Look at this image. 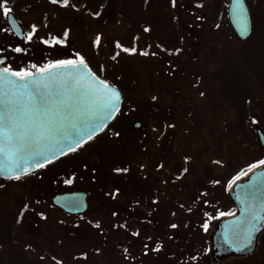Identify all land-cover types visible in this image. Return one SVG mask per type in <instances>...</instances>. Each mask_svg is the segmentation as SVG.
I'll return each mask as SVG.
<instances>
[{"label": "rangeland", "instance_id": "obj_1", "mask_svg": "<svg viewBox=\"0 0 264 264\" xmlns=\"http://www.w3.org/2000/svg\"><path fill=\"white\" fill-rule=\"evenodd\" d=\"M225 1L228 9L229 0ZM214 3L215 0H205L200 5L194 0H175L176 28L181 36L183 51L176 53L164 50L157 45L155 37L149 34L148 51L143 53V40H140L142 43L137 51L127 58L129 71L122 83V113L101 136L41 174L45 178V187L41 193H37L38 203L26 212L22 223L16 227L29 235L35 234L40 240L52 245H57L68 231L74 230L82 235L85 233L87 237L96 239L97 250L94 257L98 261L107 263L114 260L121 264H142L141 257L144 258L143 254L151 250L149 248L145 251L144 247L150 246L146 245L144 236L142 237L143 227L136 220H126L122 210L137 217V214L145 211V204L146 207L153 208L154 215L171 225L178 223L182 228L186 227L189 212L198 206L194 200L199 196L197 190L202 175L192 160L183 175H176L175 162L181 159L183 152L198 146H205L208 151L214 149V140L210 134L213 111L216 103L223 98L221 85L212 79L211 71L224 59L220 58L221 55L215 57L209 53L208 47L218 41L215 43H218L219 48L227 47L231 56L239 61L243 72L249 74L237 52L239 48L248 49L252 41L243 42L245 39H239L225 24L224 19H220L218 24L213 22ZM247 3L254 14L253 29L263 27L262 0H247ZM7 8L18 18L27 20H31L36 12L43 11L46 28L52 31L65 28L67 33L63 43L53 35L52 40L47 42L43 38L45 25L43 29L40 28V32L34 31L24 42H19L10 34L6 39L3 37L0 40L1 53L7 54L9 58L2 66L17 72L37 70L76 59L77 46L89 38H95L96 44L100 46L102 41H106L107 34L119 37L136 34L127 22L121 20L104 26L86 9H76L70 4H53L51 0H17ZM5 48L10 50L5 52ZM100 49L101 56L106 50L104 42ZM102 61L107 77L120 78V62L106 56ZM233 64L231 62L230 67ZM253 88L258 97L255 101L251 100L245 120L249 139L238 135V126L232 124L234 109L224 116L221 125L228 142L237 149L243 165H251L264 159V145L256 130L257 126L264 130V122L258 112L264 110V92L256 86ZM138 120L141 124L136 127L135 122ZM232 146L229 145L230 148ZM122 159L129 164L131 170L128 173L116 171V163ZM166 159H172L173 168L165 165L158 167ZM214 166L225 177L232 174L228 170L226 159L215 161ZM65 167L72 171L75 188H88L92 192L89 194L86 190L89 202L90 195L93 196L94 205L91 210L97 214L98 220L95 225L90 224L86 216L69 214L52 203L51 197L56 192L55 183L50 180L60 177ZM159 174L163 180L162 193L155 196L151 193L152 184L154 176ZM36 180L25 178L6 181L0 178V206L15 208L18 197L15 194L18 192L31 199L32 186ZM218 190L220 192L217 197H229L223 185L220 184ZM173 229V237L170 236L172 233L165 237L159 247L160 256L150 257L151 254H148L149 263L155 264L159 259L166 260L170 251L177 249L175 235L179 242L181 236L178 229Z\"/></svg>", "mask_w": 264, "mask_h": 264}, {"label": "trees", "instance_id": "obj_2", "mask_svg": "<svg viewBox=\"0 0 264 264\" xmlns=\"http://www.w3.org/2000/svg\"><path fill=\"white\" fill-rule=\"evenodd\" d=\"M16 1L0 0V40L3 37L6 39L10 34L19 42H24L30 35H33L34 31L40 32V28L42 27L43 29L45 25L43 38L47 42L52 40L51 35L59 42H65L67 38L66 29L60 28L52 31V29L46 28L47 23L43 11L36 12L31 20L21 17L18 18L25 32L24 38L19 39L10 28L3 11L5 7L14 5ZM194 1L199 5L205 2V0ZM174 2L175 0H69L68 4L76 9H86L91 16L100 20V23L104 26L116 24L122 20L125 23L127 22L136 31V34L134 36L130 35V37H127V35L119 37L107 34L106 41L100 42V46L96 44L95 38H89L86 42L77 46L76 59H84L87 61L98 75L121 88L124 95L122 83L126 80L127 71H129L127 61L130 57L129 55L137 51L140 43H142L140 40H143V44H141L143 45L141 46L143 53L148 51L149 34L155 37L157 45L164 50L176 53L183 51L181 36L176 28ZM58 3L63 5V0H59ZM262 3L264 6V0H262ZM213 8V22L218 24L220 19H224L225 24L235 33L228 19L226 1L215 0ZM250 11L253 23H255L254 14L251 9ZM249 40L252 43L248 46V49L242 50V48H239L237 52V56L240 58L239 60L246 65L249 74L243 72L239 61L231 56L230 50L227 47L219 48L218 43H215L218 41H215L214 45L209 46L207 49L215 57L221 55L220 58L224 59L221 64H218L211 71L212 79L221 85L223 98L216 103L213 111V123L210 134L214 140V149L208 151L205 146H198L196 149L183 152L181 159H176L178 161L175 162L174 168L177 169L175 172L176 175H183L191 160L195 163L202 175V180L197 190L199 196L197 195L194 200L198 206L193 204L197 207L189 212V217L186 219V227L182 228V225L178 223L171 225L165 219L154 215L153 208L146 207L145 204L143 207L146 212L142 211L141 214H137V217H134L129 211L122 210V215L124 218H127L126 220H136L143 227L142 237L144 236L146 245L150 246L144 247L146 248L145 251L151 248L149 252L147 251V254H143L144 258L141 257L140 262L142 264H151L147 261L148 254H151L150 257L160 256L158 253L159 247L164 241V238L172 233L171 229H173V226L178 229L181 236L179 242V238L175 235L177 249L171 250L166 260L159 259L155 264H218L213 262L209 255L208 234L213 222L217 218L235 208L234 203L229 197H217L220 192L218 187L221 184L227 189L229 184L238 175L261 161H257L251 165H243L237 149L228 142L226 132L221 128L222 122L225 119L224 116L231 113V109H234L235 115L232 117V124L238 126V135L245 136L249 139L245 120L249 113L248 109L250 108L251 100L255 101L256 97H258V93L253 87L256 86L264 92V26L259 29L254 27L252 34L242 41L247 42ZM103 42L106 50L105 54L100 56V48ZM125 49L129 51H125ZM9 50L10 48H7V50L6 48L4 49L5 52ZM0 51L2 52L1 48ZM105 56L111 59L114 58L117 62H120V78L116 79L105 75L102 64V58ZM231 62L235 64L232 67L229 65ZM252 83H254V86ZM256 108H258L257 105ZM123 109L124 104L117 117L122 113ZM258 112L261 113L262 121L264 122V110ZM104 132L95 138H98ZM66 156L22 177L5 179L0 176V178L6 181L25 178L37 179L34 181L35 185L32 186L33 193L31 199L28 196H23L21 192H18L15 194L18 195L16 197L17 206L15 208H3L0 206V264H121L114 260L107 263L98 261L94 257V252L97 250L95 247L97 244L95 243L96 239L94 237H87L88 235H85V233L82 235V233L80 234L74 230L68 231L65 237L58 241L57 245H52L40 240L35 234L29 235L28 233L22 232L19 227H16L22 223L26 212L32 209L36 202L38 203L37 193H41L45 187V178L41 174H45V172L58 164ZM225 159L228 170L232 173L227 177L218 172L214 166L215 161H224ZM164 165L167 168L169 166L173 168L174 162L172 159H166L161 161L158 167L162 168ZM130 170L129 164L125 160L122 159L116 163V171L118 173H128ZM154 179L156 182L154 181L152 184L153 192L151 193L156 196L162 193L161 185L163 180L161 174L155 175ZM50 181L55 183V192L73 189L76 184L74 183L72 171L68 167L63 168L60 177ZM84 189L89 194L92 193L88 188ZM49 203L52 205L51 202ZM93 205V196L90 195V207L88 211L75 215H84L90 224L95 225L98 220L97 214L91 210ZM173 232H175L174 229ZM173 234L170 236L173 237ZM222 264H264V232L260 235V246L255 253L245 257L232 258Z\"/></svg>", "mask_w": 264, "mask_h": 264}, {"label": "water", "instance_id": "obj_3", "mask_svg": "<svg viewBox=\"0 0 264 264\" xmlns=\"http://www.w3.org/2000/svg\"><path fill=\"white\" fill-rule=\"evenodd\" d=\"M227 11L235 33L240 39H247L253 32L247 0H229ZM6 17L15 35L23 39L25 32L17 15L11 11ZM8 58L7 54L0 52V63ZM81 60L19 72L31 74L23 79L11 75L16 71L0 66V73L12 81L7 85L10 100L27 105V97L33 91L31 82H35L46 99L55 101L49 105L55 113L54 127L39 145L33 142L36 133L32 130L34 125L29 122V115L15 114L23 140L5 144L0 153V176L14 179L30 174L79 148L114 120L123 103L120 88L100 77L87 61L83 60L81 64ZM4 69L8 70L7 73ZM26 82L29 87L21 88ZM113 90L118 92L119 101L112 100ZM32 119L38 118L33 116ZM140 124V120L135 122L136 127ZM256 130L264 145V130L260 126ZM38 151L42 154H37ZM227 191L235 208L217 218L208 234L209 255L218 264L251 255L259 249L260 235L264 232V164L260 161L246 169L229 184ZM51 201L71 214L84 213L90 205L88 192L78 188L59 191L52 195Z\"/></svg>", "mask_w": 264, "mask_h": 264}, {"label": "snow or ice", "instance_id": "obj_4", "mask_svg": "<svg viewBox=\"0 0 264 264\" xmlns=\"http://www.w3.org/2000/svg\"><path fill=\"white\" fill-rule=\"evenodd\" d=\"M51 2L56 4L59 0H51ZM68 3L69 0H63V6H67ZM3 11L4 15L7 16L10 14L11 9L5 7ZM97 43H99V38L97 39ZM16 51H20V49H16ZM125 51L129 50L125 49ZM64 63L72 64L75 62L66 61ZM83 63V60H81V64ZM7 71V69H4V73H7ZM11 75L19 76L23 79L25 76L31 74L15 72ZM11 83L12 81H10L7 76L0 73V153L4 151L5 144H15L17 141L23 140L21 132L19 131L21 125L18 123V118L15 116L16 113L29 115V122L34 125L32 130L36 133V137L33 140L36 145H39L40 141L43 140L54 127L55 113L49 105L55 103V101L46 99L44 94L40 91L39 86L35 82H31L33 89L32 94L27 97V105H21L18 102L9 99L10 89L7 85ZM28 87V82L21 85V88L26 89ZM12 95L15 96V93H12ZM119 99L120 97L118 92L113 90L112 100L119 101ZM112 106L115 107L114 104ZM33 116L38 119H32ZM39 129H43V131H40ZM24 135H27V133ZM20 146H22V144ZM17 150H19V147ZM37 154H42V152L38 151ZM261 164H264V161H261Z\"/></svg>", "mask_w": 264, "mask_h": 264}]
</instances>
